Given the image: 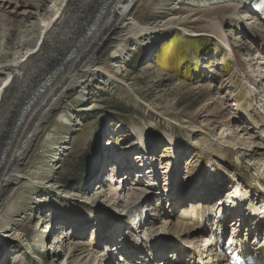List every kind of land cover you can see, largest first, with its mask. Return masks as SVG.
Returning <instances> with one entry per match:
<instances>
[{
  "label": "bare ground",
  "instance_id": "1",
  "mask_svg": "<svg viewBox=\"0 0 264 264\" xmlns=\"http://www.w3.org/2000/svg\"><path fill=\"white\" fill-rule=\"evenodd\" d=\"M79 1L62 0L53 15L40 18L41 22L39 23L42 28L33 47H29L23 53L20 49L17 52L19 56L12 60L0 61V74L6 75L0 83V88L2 87L0 90V246L4 244L5 240H15L22 244V235L14 229L16 226H21L23 221L18 218L16 221L9 222L10 219L6 218L16 207L14 206L16 204L15 188L26 184L24 181L30 182L29 186H38L36 180L40 174L34 173L28 162L41 138L48 142L52 141L53 132L56 130L55 126L43 136L51 121L57 119L65 124H71V128L75 131L81 130V125L84 123L80 116L73 113L72 118L74 119H67L63 107L68 103L71 95L76 93L78 83L85 76L91 78L96 75L97 67L94 63L105 44L111 41L121 29L131 24L129 35L135 29L144 35L153 32L152 27L141 25L134 16L137 6L147 0H109L104 5L101 16L90 28H88L87 21L97 11L102 0H82V3ZM95 1L97 2L95 3ZM175 1L180 9L182 5H192L203 8L210 7L209 9L215 11L217 6H231L235 12H228L223 16L231 20L236 19L237 23L247 24L240 26V29L243 28L240 32L251 39L247 42V44L249 43L248 47L245 48L251 51L254 48L258 49L260 40L264 43V0ZM91 9L93 14L89 16ZM242 11L245 15H239ZM188 16L193 17L194 14ZM192 21H196L195 16ZM220 28L222 25L215 30V33L218 31L221 33L223 30ZM185 33L192 36H215V39L221 40L223 44L229 46L230 55L236 60L235 50L229 45V40L224 32L217 35L205 32L187 33L185 31ZM32 40L33 37H28L20 44L17 42V45L20 47L21 44L29 46L32 44ZM124 42L126 41L116 45L112 56L126 62L128 56L122 55L126 50ZM260 49L264 50V45ZM2 54L5 53H0V56ZM56 65H59L60 68L41 85L43 77L47 76ZM261 65H264V62H261L259 66ZM252 69L243 71L241 67L235 66L232 75L240 77V86L245 87L248 92L247 97L254 96L256 93L262 94L263 98L261 97V101L258 103L260 104L259 111L261 110L258 122L260 128L257 130L256 136L258 141L253 140L246 150L237 151L239 149L237 141L232 143L224 135H222L223 139L230 141V144H225L223 140L212 141L207 131L202 129L197 131L195 127L181 125L178 129L176 127L178 122L161 113H156L154 108L150 107L155 112L157 123H152L149 128L139 124L135 126V141L128 143L121 153L112 155L111 159L114 160V164L112 171L107 175L104 170L106 167L105 158L101 157L99 160L101 163L99 172H101V176H104V184L110 182V178L112 179L114 172L118 170L129 175L127 179L133 182V188L129 190L131 194L125 195L124 191H127L128 187H124L125 190L121 189L120 197L117 198L123 202V206L127 210L132 211L136 207L137 213L129 218L127 227H125L122 224L125 217L110 213L114 212L112 210H106L111 218H109V227L104 228L105 231H102V235L97 240V245L102 247L99 252L92 247L94 238H86L85 229L71 230V233H69V229L64 231L62 237L53 244V264H57L59 259L63 260V264H159L160 261L169 260L165 255L166 251L171 249L178 251L180 256H174L169 260V264H228L225 254L219 251V247H224L221 245L222 233L220 230L226 232L228 227H230L229 234L234 238L233 247H238L242 252L255 250L257 251L255 255L264 259V160L263 158L255 159L256 155L260 156V152L264 154V69L260 68L258 73ZM122 71H125L124 64L115 70L116 73ZM252 72L257 76V80L253 85H250L249 78L252 76ZM100 78H102L99 80L100 83L97 82L95 87L93 86L94 88H103V85L106 84L103 81L104 77ZM107 80L110 79L107 78ZM256 85L258 87L261 85L263 90ZM222 88L224 86L219 87L221 90ZM79 95L84 96L82 100L86 105L81 111L92 109L96 91L90 87V83H87V86H82ZM225 103L223 101V105L221 104V111L224 112L230 105ZM233 112L235 116L229 113L231 119L228 122L235 128L229 133L239 137L247 135L248 122L237 115L236 111ZM57 113L59 114L55 118ZM158 123L163 126L160 130L159 140L171 146V159L178 160L185 153V140L182 136L178 139L174 127L178 131H183L187 140L189 137L192 138L196 132L197 134L203 132L204 137L199 148L205 157L211 158L207 161V172L209 173H207L206 180L202 182L196 180L198 181L197 185L184 192L178 185L180 168L176 166L168 183V189L163 190V194L168 197L167 200L165 199V204L163 202L156 209L154 208L156 212L148 214V210L151 208L150 205L146 208V205L147 203L151 204L153 199L151 193L158 192L156 186L160 180V174L154 164L155 157L151 155L156 138L154 132L151 133V128H155ZM249 127L253 128L252 125ZM72 137L69 136L61 142L55 141L53 144H48L49 148L55 151L54 155L57 154L52 161L60 162L64 156L71 152L74 143ZM250 139H255V137L251 136ZM137 148L140 150L132 155V152ZM245 148H241V150ZM126 153H131V155L126 157ZM245 158L247 160H243ZM35 176L37 179L33 178ZM124 178L126 177L122 176L118 183L123 180L126 183L127 179ZM190 182L196 184L194 178ZM139 184H142L143 187H134ZM46 185L47 188L46 186L44 188L49 190L53 184L47 181ZM226 187L227 191L224 194ZM103 188L102 185L100 189L103 190ZM132 190L135 193H132ZM100 193L103 194V191ZM107 201L105 200V202ZM220 212L226 214L224 219L219 218ZM230 219L232 222L228 224ZM160 232L161 234L177 235V238L173 243L165 244L160 240L159 235L157 236V233ZM68 238L71 242L69 253L67 256H62ZM157 239L159 240L155 241ZM116 242H121L119 244L122 247H114ZM10 245L24 248L27 243Z\"/></svg>",
  "mask_w": 264,
  "mask_h": 264
},
{
  "label": "rangeland",
  "instance_id": "2",
  "mask_svg": "<svg viewBox=\"0 0 264 264\" xmlns=\"http://www.w3.org/2000/svg\"><path fill=\"white\" fill-rule=\"evenodd\" d=\"M61 1L0 0V53H5L0 56V61L12 60L19 56L17 52L20 49L23 53L29 47H33L42 28L39 23L40 18L53 15ZM82 2V0L79 1V3ZM177 6L175 0H147L138 5L134 13L135 18L141 25L152 27L153 32L144 35L135 29L129 35V26L132 28V24L121 29L111 41L105 44L95 60L96 75L91 78L85 76L78 83L76 93L71 95L68 103L63 107L67 119L72 118L73 113L80 116L84 123L81 125V130L75 131L71 128V124H65L57 119L51 121L45 129L43 136L52 127H56L52 141L48 142L41 138L28 162L30 169L40 174L38 179L36 176L33 177L37 179L38 186H29L31 183L28 181H24L26 184L22 186H17L14 198L16 207L6 217L10 219L9 222L16 221L18 218L23 221V224L16 226L14 230L22 235V244L27 243V246L13 247L10 244H22L15 240L3 241L4 244L0 246V264H53V244L68 229L69 233L71 230L85 229L86 238H94L92 247L99 252L102 247L97 245V240L102 235V231L109 227V218H111L106 210H112L114 212L110 213L126 219L137 213L136 207L132 211L127 210L123 202L117 198L120 197L122 192L120 190L124 187H128L127 191L124 189L125 195L131 194L129 190L133 188V182L127 179L129 175L118 170L114 172L110 182L104 184V176H101L99 172L101 169L99 160L101 157L105 158L104 170L107 175L112 171L114 164L112 155L121 153L128 143L135 141L136 125L149 128L152 123H155V112L178 122L176 124L178 129L181 125L195 127L197 131L200 129L207 131L212 141L223 140L225 144L237 141L239 147L237 151L246 150L253 140L258 141L256 136L260 128L258 122L259 114H261L258 103L261 101L262 94L256 93L254 96L247 97L248 92L245 87L240 86V77L232 75V71L235 66L241 67L243 71L253 68L252 71L255 73H258L260 68L264 69V65L259 66L261 62H264V50L260 49L264 43L260 40L258 49L254 48L251 51L245 48L248 47L247 42L251 39L240 32L243 30L240 26L247 24H240L235 22L236 19L231 20L223 16L228 12H235L231 6H217L215 11L209 9L210 7L182 5L180 9ZM90 11L89 16L93 14V10ZM189 14H194L196 21H192L194 16L189 17ZM239 15H245V13L242 11ZM220 25H222L220 29L229 40V45L235 50L236 60L230 55L229 46L215 39V36H192L185 33L186 31L187 33L222 34L219 31L215 33ZM28 37H33L31 45L22 46L21 44V47L17 45ZM123 41H126L124 42L126 50L122 55L129 58L126 62L112 56L116 45ZM122 64L125 71L116 73L115 70ZM255 73L252 72L249 78L250 85L257 80ZM5 76L0 74V83ZM102 76L106 84L103 88H94L97 82L100 83ZM87 83H90L96 95L93 108L82 112L86 105L82 100L84 96L81 97L79 93L82 86H87ZM220 86L224 88L221 90ZM261 87L260 85L258 88L263 90ZM223 101L226 102L225 104H230L226 112L221 111ZM150 107L154 108L155 112ZM233 111L253 126V128L249 127L243 121L249 128L247 135L239 137L229 133L235 128L228 122L231 119L229 113L235 116ZM160 125L158 123L155 128H151V133L154 132L156 136L151 155L155 157L154 164L160 174V180L156 186L158 192L151 193L153 198L151 204L146 205V208L150 205L152 209V211L148 210V214L156 212L154 208L156 209L163 202L165 204L168 197L163 194V190L168 189V183L176 166L180 168L178 185L183 192L197 185L196 180H200L199 182L206 180L209 173L207 161L211 157H205L199 148L204 137L203 132H198L199 134L196 132L187 140L183 131L179 130V132L174 127L178 139L182 136L185 140L184 156L174 160L170 156L171 146L159 140L160 130L163 127ZM222 135L231 142L223 139ZM69 136H73L74 142L71 152L60 162L52 161L57 154L54 155L55 151L50 149L48 144H53L55 141L61 142ZM251 136L255 139H250ZM244 147L246 148L241 150ZM137 152L138 149L132 152V155ZM130 155L131 153H126V157ZM260 158L264 160V154L261 152L260 156H255L256 160ZM122 176L128 180L126 183L124 180L118 183ZM192 178L196 184H191ZM47 181L53 184L49 190L46 189ZM102 185L103 190L100 189ZM137 186L143 187L142 184L134 185L138 188ZM183 188L185 189L182 190ZM100 191H103V194ZM226 191L227 187L224 194ZM132 193L135 192L132 190ZM105 200L108 201L105 202ZM231 222L230 219L228 224ZM148 227L151 226L148 225ZM228 229L230 230V227ZM158 235L165 244L173 243L177 238V235L161 234V232L157 233ZM119 243L121 242H116L114 247H122ZM70 246L71 242L68 238L62 256L68 255ZM7 256L9 257L5 259ZM63 263V260L59 259L57 264Z\"/></svg>",
  "mask_w": 264,
  "mask_h": 264
},
{
  "label": "water",
  "instance_id": "3",
  "mask_svg": "<svg viewBox=\"0 0 264 264\" xmlns=\"http://www.w3.org/2000/svg\"><path fill=\"white\" fill-rule=\"evenodd\" d=\"M109 0H102V2L100 3V5L98 6V9L97 11L94 13V15H92V17L89 19V21H87V25H88V28L92 27L93 24L96 23L97 19L101 16V14L103 13V7L105 4L108 3ZM60 68V66H56L55 68H53L50 73L47 74V76L43 77V81L41 83V85L44 83V80L48 79L52 74L56 73L57 70Z\"/></svg>",
  "mask_w": 264,
  "mask_h": 264
},
{
  "label": "trees",
  "instance_id": "4",
  "mask_svg": "<svg viewBox=\"0 0 264 264\" xmlns=\"http://www.w3.org/2000/svg\"><path fill=\"white\" fill-rule=\"evenodd\" d=\"M199 47H200V45H199Z\"/></svg>",
  "mask_w": 264,
  "mask_h": 264
}]
</instances>
